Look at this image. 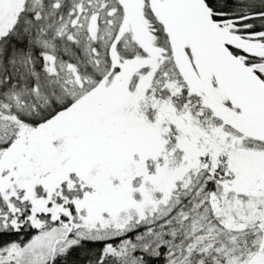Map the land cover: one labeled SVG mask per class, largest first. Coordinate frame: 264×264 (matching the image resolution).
I'll list each match as a JSON object with an SVG mask.
<instances>
[{
	"label": "snow or ice",
	"instance_id": "6c2138e0",
	"mask_svg": "<svg viewBox=\"0 0 264 264\" xmlns=\"http://www.w3.org/2000/svg\"><path fill=\"white\" fill-rule=\"evenodd\" d=\"M0 264H264V0H0Z\"/></svg>",
	"mask_w": 264,
	"mask_h": 264
}]
</instances>
